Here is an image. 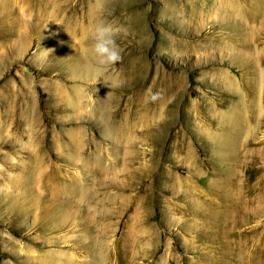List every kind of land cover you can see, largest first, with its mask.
<instances>
[{
  "label": "rangeland",
  "instance_id": "1",
  "mask_svg": "<svg viewBox=\"0 0 264 264\" xmlns=\"http://www.w3.org/2000/svg\"><path fill=\"white\" fill-rule=\"evenodd\" d=\"M94 5L0 0V264H264V0Z\"/></svg>",
  "mask_w": 264,
  "mask_h": 264
},
{
  "label": "clouds",
  "instance_id": "2",
  "mask_svg": "<svg viewBox=\"0 0 264 264\" xmlns=\"http://www.w3.org/2000/svg\"><path fill=\"white\" fill-rule=\"evenodd\" d=\"M104 3L105 0H95V10L102 12ZM120 33L121 29L110 23L101 22L95 27L91 52L101 69H107L122 60V51L116 42Z\"/></svg>",
  "mask_w": 264,
  "mask_h": 264
}]
</instances>
